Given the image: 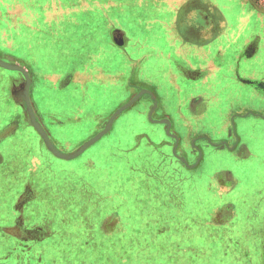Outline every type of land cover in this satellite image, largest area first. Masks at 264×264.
<instances>
[{"label": "rangeland", "instance_id": "obj_1", "mask_svg": "<svg viewBox=\"0 0 264 264\" xmlns=\"http://www.w3.org/2000/svg\"><path fill=\"white\" fill-rule=\"evenodd\" d=\"M142 8L144 5L139 11ZM137 9L129 6L125 11ZM86 11L84 7L61 9V5L56 7V0H0V59L28 67L29 99L36 121L53 147L65 154L75 153L103 131L109 116L124 105L120 102L132 91L123 87L106 107H91L96 116L91 110L85 114L86 106L80 112L84 106L75 103L80 94L78 82L71 80V71L60 68L67 60L70 63V56L61 54L71 50V43H62L57 35L85 36L87 23L77 27L71 20L84 19ZM159 15L166 19L168 12L149 9L144 16L158 20ZM40 16L50 22L39 23ZM113 16L119 19L115 13ZM121 20L128 23L125 18ZM25 41L31 43L30 55H24ZM147 74L148 69H142L137 80L140 85L149 84ZM4 78L10 83L2 82ZM24 84L21 72L0 66V264H195L196 258V264H246L247 250L233 243L226 245L218 238L211 241L212 234L199 232L188 240L190 237L175 236L172 231L168 235L147 233L137 226L148 220L136 214L137 207L135 213L113 214V208L124 207L117 199L128 198L122 176L137 174L135 168L123 166L118 137L127 139L133 129L145 127L157 133L152 138H168L161 125L147 117L146 103L123 109L97 141L76 157L65 159L46 146L29 119L23 99L14 95L13 91ZM250 145L254 149V144ZM213 154L210 161L201 160L194 168L170 153L165 156L163 167L172 175V192L179 197L181 209L190 212L205 207L202 199L212 191L211 177L219 169L231 171L236 180L231 187L253 171L249 165L241 171L238 166L242 161L233 162L227 149H217ZM260 172L264 177V171ZM130 195L127 202H132ZM111 196L116 197L115 203L107 202ZM237 223L243 229L248 225L245 219ZM171 246L170 258L161 249Z\"/></svg>", "mask_w": 264, "mask_h": 264}, {"label": "crops", "instance_id": "obj_2", "mask_svg": "<svg viewBox=\"0 0 264 264\" xmlns=\"http://www.w3.org/2000/svg\"><path fill=\"white\" fill-rule=\"evenodd\" d=\"M144 1L56 0V7L61 5V9L87 8V17L71 20L77 27L87 23L85 36L77 39L56 34L62 43H71L72 48L67 47L71 50L61 54L70 56V63L67 60L60 68L62 72L71 71V80L78 82L80 94L75 103L84 106L80 112L87 107L85 114H89L91 107H106L110 98L126 87L132 91L120 105L133 98V106L146 103L150 121L160 124V128L166 124V133L176 139L173 146L165 144L173 155L178 139L184 151L190 140L192 146L197 142V159L192 155L187 160L180 158L189 162L188 168L201 160L210 161L217 149H227L233 162L242 161L236 164L241 171L249 165L251 175L241 176L229 196L217 194L218 182L211 177L213 188L202 199V209H181L179 197L170 191L151 214L139 209L137 215H151L153 221L137 226L152 234L172 231L175 236L190 237L188 240L199 232L212 234L211 241L221 239L226 245L233 243L247 250L246 264H264V177L260 172L264 171V1L146 0L143 4ZM142 5L145 8L139 11ZM129 6H137V12H126ZM149 9L168 12V16L147 19L144 15ZM123 18L138 27H131ZM39 20L41 24L50 22L46 16ZM25 45L24 55L32 54L31 43L25 41ZM24 68L29 72L26 65ZM142 69H148L147 85L137 82ZM5 81L10 83L7 78L2 80ZM158 105H163L160 111L169 113L170 119L152 117ZM91 112L96 116L95 111ZM171 121L176 128L174 134H169ZM117 140L121 141L120 137ZM228 197L240 212L234 210L228 224L210 227L209 213L204 209L220 205L222 198ZM241 219L248 222L245 229L237 223ZM173 248L161 250L171 258Z\"/></svg>", "mask_w": 264, "mask_h": 264}, {"label": "flooded vegetation", "instance_id": "obj_3", "mask_svg": "<svg viewBox=\"0 0 264 264\" xmlns=\"http://www.w3.org/2000/svg\"><path fill=\"white\" fill-rule=\"evenodd\" d=\"M148 109L149 108L146 106V111ZM160 109H164L163 105L157 106V108L152 113V117L158 119L168 116L170 119V114L164 111L161 112ZM162 126L163 127L160 129L163 135H167L168 138H164L162 136L152 138L154 135L157 136V133L154 131H149L145 127H140L138 129H133L127 139L120 137L121 141L117 140L120 142L118 145V150L120 151L119 156L124 159L123 163H125L123 166L135 168V172L137 174L122 176V181L127 187L125 192L128 194V198L130 192H132L133 195H130V197L133 199H131L132 202H127L128 198L126 196H120V199L117 200H120V205L123 204L124 207L121 209L113 208V214L121 215L125 211H134L135 213V208L137 207L136 204L138 205L136 214L141 208H143L141 210H146L149 214H151L152 211L156 210L157 202L161 203L163 197H166L168 192L173 191V188L171 187V185H173V179L171 178L172 175H169V173H167L168 171H166V169H164L165 167H163L165 166V156L169 155L170 153L175 158V160L179 161L183 165H187L188 163H185V161L181 160V157H184L187 160L188 156L192 155L195 159H197L199 153L196 146L198 144L197 142H194L195 144L192 146L191 140L187 143L188 150L184 151L180 146V139H178L176 153L173 155L171 151L172 149L169 150V147H166L165 144L171 143V146H173L174 143H176V139L166 133V124L163 123ZM174 133H176V128H174L171 121L169 134ZM165 151H168L169 153H166ZM160 174H163L164 177L161 178L159 176ZM213 179L218 182L219 187H217V194H219V196H229L231 194L230 192H234V190L231 189V184L235 179H233L230 170L223 169L217 171L216 174L213 175ZM222 199L224 200H222L223 202L220 205H215L213 207L204 209L209 213L208 225L210 227L227 223L229 218H231L232 214L234 213V210L235 212L239 210L238 208L236 209L235 205H233L234 203L230 201L231 198L228 197ZM107 202L115 203L116 197H109ZM93 211L95 212V208ZM147 219L152 220V216H148ZM124 226H128V224L125 223ZM169 232L170 231L165 234L168 235ZM228 241H232V239H229Z\"/></svg>", "mask_w": 264, "mask_h": 264}, {"label": "water", "instance_id": "obj_4", "mask_svg": "<svg viewBox=\"0 0 264 264\" xmlns=\"http://www.w3.org/2000/svg\"><path fill=\"white\" fill-rule=\"evenodd\" d=\"M0 66L7 68V69H11V70H16L21 72L24 77H25V84L24 86H20L19 88L15 89L13 91L14 95L17 97H21L26 105V109H27V113L29 116V119L31 121V123L33 124V126L37 129V131L40 133V135L42 136V139L44 140L46 146L58 157H62L65 159H70L73 157H76L77 155H79L81 152H83L88 146H90L92 143H94L95 141H97L104 133H106L110 127L111 124L113 122V120L115 119V117L125 108L129 107L132 102L135 100V98H133L132 100H130L128 103L124 104L121 108H119L117 111H115L109 118L108 124L106 125L105 129L103 131H101L98 135H96L95 137H93L92 139H90L89 141H87L86 143H84L83 145H81V147H79V149L72 154H65V153H61L59 150L55 149L52 145V143L50 142L47 134L45 133V131L43 130L42 126L36 121L31 103H30V99H29V87H30V78L29 75L26 71V69H24L23 67H21L20 65L17 64H9L3 60L0 59Z\"/></svg>", "mask_w": 264, "mask_h": 264}]
</instances>
